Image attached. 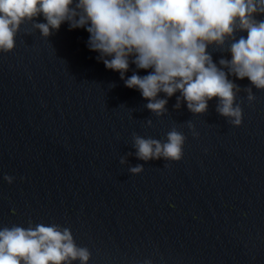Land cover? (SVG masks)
Masks as SVG:
<instances>
[{
  "label": "clouds",
  "instance_id": "1",
  "mask_svg": "<svg viewBox=\"0 0 264 264\" xmlns=\"http://www.w3.org/2000/svg\"><path fill=\"white\" fill-rule=\"evenodd\" d=\"M40 15L46 23L34 21ZM261 15L264 0H0V53L14 50L25 23L47 38L68 22L70 29L89 33L87 45L99 53L98 61L119 72L127 88L139 90L152 113L167 112L168 99L158 98L159 93L171 98L179 92L176 109L186 102L194 115L204 114L209 101L218 98L217 113L240 126L242 109L234 102L241 88L229 77L250 81L252 87L243 89L250 102L255 99L253 87L264 90ZM242 32L246 37L237 38ZM209 47L230 53L231 59L221 57L217 64ZM130 64L151 71L144 76L133 72L125 79ZM185 139L176 128L167 133L166 142L133 133V146L137 158L146 162L180 161ZM143 170V165L130 168L133 174ZM4 179L13 181L7 175ZM90 256L60 224L33 225L29 220L27 228L0 229V264H88Z\"/></svg>",
  "mask_w": 264,
  "mask_h": 264
}]
</instances>
